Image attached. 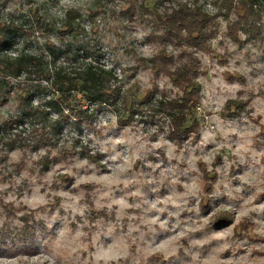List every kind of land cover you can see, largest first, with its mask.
Listing matches in <instances>:
<instances>
[{
	"label": "clouds",
	"instance_id": "clouds-1",
	"mask_svg": "<svg viewBox=\"0 0 264 264\" xmlns=\"http://www.w3.org/2000/svg\"><path fill=\"white\" fill-rule=\"evenodd\" d=\"M177 2L211 36L189 47L144 0L0 9V61L49 74L0 76V264H264V8ZM89 68L108 99L78 112L53 82Z\"/></svg>",
	"mask_w": 264,
	"mask_h": 264
},
{
	"label": "trees",
	"instance_id": "trees-1",
	"mask_svg": "<svg viewBox=\"0 0 264 264\" xmlns=\"http://www.w3.org/2000/svg\"><path fill=\"white\" fill-rule=\"evenodd\" d=\"M9 0H0V7L4 8L8 4ZM198 4V0H195V5ZM225 8L231 11L230 0H224ZM254 5H259L264 8V2L262 0H247V4L243 5L239 14L241 16L247 15L246 9H251ZM143 7V4H142ZM144 8V7H143ZM145 11H149L145 9ZM158 9H154L153 13H158ZM152 13V14H153ZM228 16V13H225ZM166 28V33L171 34L174 29L178 30L180 27H187L189 29L188 39L191 41L189 47L196 46L203 36H211L213 32L214 19L206 14H201L200 9L195 7V11L189 9L187 5H181L178 3L177 7L171 9V11H165V15L157 17ZM11 20V19H10ZM11 35V34H10ZM7 47V44L4 45ZM50 51H54L50 49ZM76 54L74 53V56ZM187 53L181 52V57H184ZM188 65L185 68L188 69ZM190 70V69H189ZM21 71H28L30 74L37 76H43L45 79H49L47 72V65L45 64L42 56H24L17 64L5 63L0 61V76L7 74H19ZM180 73V70H178ZM102 73H98L96 70L89 68L88 72L75 79L62 75L60 72L56 73V79L53 82V86L60 93V98L65 103L71 101V106L75 111H80V104L82 102L93 103L96 100H107L108 97L102 93L100 84L102 80ZM175 79L177 81H183L184 75L178 74ZM8 83L4 79H0V95L8 91ZM76 90L82 94L83 100L79 97H73L72 91ZM195 92V88L189 87L185 89V95L190 96ZM30 96L29 92L25 93V98ZM53 106L58 108L54 102ZM186 103L184 99H181L180 107L176 109L175 118L179 119L180 114L183 111V105ZM83 115H86L82 113Z\"/></svg>",
	"mask_w": 264,
	"mask_h": 264
},
{
	"label": "rangeland",
	"instance_id": "rangeland-1",
	"mask_svg": "<svg viewBox=\"0 0 264 264\" xmlns=\"http://www.w3.org/2000/svg\"><path fill=\"white\" fill-rule=\"evenodd\" d=\"M173 4H175V7H177L178 6L177 0H144V3H143L144 8L142 7V5L141 7L143 8L146 14H152L155 8L158 10L165 9V11H171V9L174 7H167V6H170ZM219 7L225 8L223 4H220ZM0 9H3V8L0 7ZM145 9H148L149 11H145ZM221 14L224 15L225 20L228 19V16H226L225 13H218V15H221ZM9 19H13V18L9 17ZM214 30H215V25H213V31ZM38 91H40L42 95L45 93V90L43 89H38ZM130 117H131V112L129 113V118Z\"/></svg>",
	"mask_w": 264,
	"mask_h": 264
}]
</instances>
